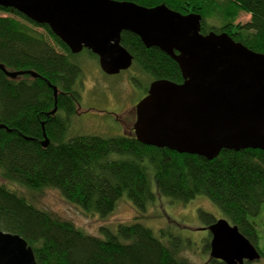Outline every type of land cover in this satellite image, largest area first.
<instances>
[{"label": "trees", "instance_id": "1", "mask_svg": "<svg viewBox=\"0 0 264 264\" xmlns=\"http://www.w3.org/2000/svg\"><path fill=\"white\" fill-rule=\"evenodd\" d=\"M114 1L144 7L164 4L181 14H199L202 34L223 31L248 50L264 54L262 0ZM240 12L249 15V21L234 25ZM0 14V64L8 71L38 75L12 80L0 71V232L24 239L36 264H192L180 255L191 248L190 239L169 225L155 234L135 218L102 225L99 234L92 235L39 208L35 196L55 191L85 214L102 219L124 195L140 219L160 197L187 204L204 196L264 260V151L221 150L207 160L147 146L135 136H68L69 120L78 109V54L46 25L34 24L12 9L0 8ZM208 20L216 26L204 30ZM120 38L146 77L182 83L178 65L158 48H145L130 32H122ZM143 90L142 98L148 86ZM198 216L206 226L216 220L203 210ZM209 235L203 252L209 250ZM204 264L223 263L209 256Z\"/></svg>", "mask_w": 264, "mask_h": 264}, {"label": "water", "instance_id": "2", "mask_svg": "<svg viewBox=\"0 0 264 264\" xmlns=\"http://www.w3.org/2000/svg\"><path fill=\"white\" fill-rule=\"evenodd\" d=\"M0 8L46 25L72 54L90 51L108 76L132 65V55L120 44L122 32L173 60L182 83L153 81L135 106L133 132L139 143L207 160L221 150L264 151V54L248 50L224 32L202 34L199 14L114 0H0ZM0 71L12 80L38 77L32 71H8L1 64ZM205 230L214 260L244 264L260 259L226 219L215 220ZM0 264L36 262L24 239L0 232Z\"/></svg>", "mask_w": 264, "mask_h": 264}, {"label": "rangeland", "instance_id": "3", "mask_svg": "<svg viewBox=\"0 0 264 264\" xmlns=\"http://www.w3.org/2000/svg\"><path fill=\"white\" fill-rule=\"evenodd\" d=\"M249 18V15L240 12L234 25H243L249 21ZM206 24L209 27L205 25L204 30L216 26L215 21L212 20L206 21ZM37 31L42 32L41 29ZM50 44L54 46L53 43ZM85 53L86 51L78 54L81 61L78 109L75 113L77 115L69 120L68 136L85 134L105 137L134 136L131 127L135 121V106L142 98L143 89L146 85L149 87L153 80L146 77L141 69L134 65V59L127 70L108 76L99 69L98 62ZM35 201L39 208L72 222L76 227L92 235H98L99 227L102 225L128 223L135 218L155 234L158 229L169 225L171 231L190 239L191 248L180 255L192 264H204L210 256L209 250L208 252L202 250L203 242L208 238V231L205 230L206 223L198 216V210L207 212L213 219H222L221 211L204 196H197L187 204L171 202L169 198L160 197L148 207L142 219L125 195L118 201L115 210L103 219L85 214L52 190L36 195ZM258 247L263 248L262 240ZM249 264H264V260L258 259Z\"/></svg>", "mask_w": 264, "mask_h": 264}, {"label": "flooded vegetation", "instance_id": "4", "mask_svg": "<svg viewBox=\"0 0 264 264\" xmlns=\"http://www.w3.org/2000/svg\"><path fill=\"white\" fill-rule=\"evenodd\" d=\"M77 115V114H76ZM133 126L131 127V130H132Z\"/></svg>", "mask_w": 264, "mask_h": 264}, {"label": "bare ground", "instance_id": "5", "mask_svg": "<svg viewBox=\"0 0 264 264\" xmlns=\"http://www.w3.org/2000/svg\"><path fill=\"white\" fill-rule=\"evenodd\" d=\"M179 13V12H178ZM181 14V13H180Z\"/></svg>", "mask_w": 264, "mask_h": 264}]
</instances>
